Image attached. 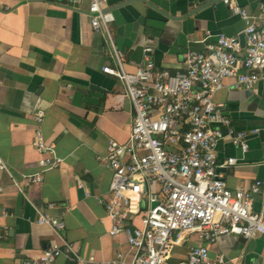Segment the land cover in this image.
Instances as JSON below:
<instances>
[{
  "label": "crops",
  "instance_id": "obj_1",
  "mask_svg": "<svg viewBox=\"0 0 264 264\" xmlns=\"http://www.w3.org/2000/svg\"><path fill=\"white\" fill-rule=\"evenodd\" d=\"M236 1L255 18L264 3ZM104 9L111 14L109 32L128 72L145 57L157 69L182 71L187 52L203 50L218 33L239 36L244 27L222 0H107ZM146 44L150 52L144 51ZM113 63L104 33L90 25L85 2L76 7L62 0H0V159L6 166L0 168V264H30L50 240L59 241L49 226L36 222L38 212L63 222L60 235L75 245L80 258L60 255L53 264H105L117 252L123 264L130 262L132 249L123 234L109 232L111 221L99 201L111 172L98 157L109 139L126 141L133 116L122 83L102 71ZM233 82L226 78L213 100L224 104L234 128L259 129L248 133L244 153L229 136L217 142L218 161L238 158L219 169L232 189L264 181V88H231ZM90 85L103 89L97 102L85 100ZM36 109L44 111L40 128L63 162L19 190L14 182L39 170L30 143ZM261 209L264 196L257 194L253 210ZM199 243L195 234L187 235L164 264H183L188 246ZM207 246L210 257L264 264V234H222Z\"/></svg>",
  "mask_w": 264,
  "mask_h": 264
},
{
  "label": "built area",
  "instance_id": "obj_2",
  "mask_svg": "<svg viewBox=\"0 0 264 264\" xmlns=\"http://www.w3.org/2000/svg\"><path fill=\"white\" fill-rule=\"evenodd\" d=\"M62 1L76 7L86 3L90 25L104 33L113 57V65L102 71L122 83L133 109L126 141L109 139L104 156L98 157L111 172L108 190L99 201L111 221L109 232L123 234L132 249L128 264H164L172 247L189 234L200 243L188 246L183 264H240L239 257H210L207 245L222 234L243 238L264 234V210H253L255 196H264V181L229 188L219 169L236 164L238 158L218 161L215 148L229 136L244 153L248 133L256 134L258 128L247 132L234 128L224 104L214 101L213 95L229 77L234 78L231 88H264V3L255 18L236 0H222L244 21L243 45L238 35L215 34L203 50L187 52L184 70L171 73L155 68L149 57L133 71L124 70L123 54L108 28L112 17L104 9L107 0ZM151 49L150 44L144 46L145 52ZM43 118L42 109L33 112L36 127L30 143L38 154L39 170L14 182L19 190L40 182L42 171L62 165L55 144L40 128ZM0 168H6L1 159ZM36 222L49 226L59 241L50 240L30 264H53L60 255L80 260L75 245L60 235V219L38 212ZM105 264H123L122 253Z\"/></svg>",
  "mask_w": 264,
  "mask_h": 264
},
{
  "label": "water",
  "instance_id": "obj_3",
  "mask_svg": "<svg viewBox=\"0 0 264 264\" xmlns=\"http://www.w3.org/2000/svg\"><path fill=\"white\" fill-rule=\"evenodd\" d=\"M243 39H244V34L241 33L239 35V40H240L241 45H243ZM89 90L90 91L87 94L88 96L85 98L86 101L97 102L99 98H102V96H103V89L102 88H99L98 86L90 85ZM262 127H264V126L262 125ZM253 128H255V127H253Z\"/></svg>",
  "mask_w": 264,
  "mask_h": 264
}]
</instances>
